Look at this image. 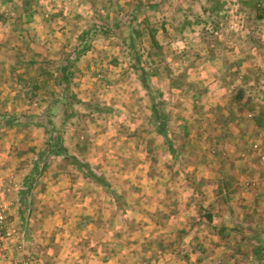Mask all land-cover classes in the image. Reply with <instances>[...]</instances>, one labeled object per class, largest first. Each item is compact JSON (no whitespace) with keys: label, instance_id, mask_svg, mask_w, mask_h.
I'll use <instances>...</instances> for the list:
<instances>
[{"label":"rangeland","instance_id":"374dc122","mask_svg":"<svg viewBox=\"0 0 264 264\" xmlns=\"http://www.w3.org/2000/svg\"><path fill=\"white\" fill-rule=\"evenodd\" d=\"M253 8V0H0V169L23 186L19 215L32 248L60 264L111 256L126 264L116 253L129 251L130 237L136 264H264L252 254L264 241L256 207L264 199L228 193V151H237L228 135L241 136L228 123L231 105L210 102L214 83L193 69L198 60L212 75L228 72V55L215 52L227 48L230 28L245 31L246 56L253 47L264 55ZM250 123L242 134L252 138ZM51 135L63 137L67 155L46 154Z\"/></svg>","mask_w":264,"mask_h":264},{"label":"crops","instance_id":"0c3cea01","mask_svg":"<svg viewBox=\"0 0 264 264\" xmlns=\"http://www.w3.org/2000/svg\"><path fill=\"white\" fill-rule=\"evenodd\" d=\"M235 14L242 15L243 13L239 11ZM234 29L235 30H232L230 28L225 30L226 36L224 38L226 44L224 46L227 48H224V50L226 53L225 51L220 52L221 50L215 52V55L220 57H222V55L224 56L225 54L228 55V63H226V65H228V72L226 71L227 73H220L217 70L218 72L213 73L212 75L211 70L208 69V67L205 68L206 64L204 62L202 63V61L198 60L193 62V69L198 71L197 74L203 80L202 82L205 81L206 83H214L213 86H208L209 88L207 87V89H211L209 91V95L207 96H209L210 102H214V105H221L228 101L229 105L235 107L236 104L232 101V92L236 86L241 85L254 91L258 88H264V77H261L260 75V73L263 74L264 72V55H260L257 48L253 47L249 51V56H246L243 53V46L246 44L245 39H247L246 33L243 31L242 27ZM253 29H256L257 33H261V40L259 43H261L260 45L264 46V20L256 22V26L253 27ZM226 39H228V42H226ZM237 54L238 56H236ZM212 57H214V55H212ZM217 59H215V61L218 62ZM189 62L190 61L184 62L185 67L189 65ZM223 67H226L225 62L223 63ZM225 87L228 88V94L226 96L222 93V90H224ZM251 107V109L248 108L246 110V113L250 116H253V118H258L262 123V127L254 125L256 129L253 132V137L250 138L249 134L247 137L245 134L250 132L248 131L250 129H247L243 123L240 124L238 121H232V131L236 130V132L240 133L241 136L236 137V134L228 135V146L237 147V151L235 153H230V150L228 149V193L230 195L240 197V195L244 194L246 191H254V194L252 195L260 196L264 199V106L255 104ZM229 126H231V123ZM242 132H245V135H243ZM234 141H236L239 145L236 146ZM255 142H258L261 145V150L258 152L253 149V144ZM245 145L248 146V150L254 151V153H252L256 154L257 158L255 155H248ZM229 165L231 167H229ZM244 169L247 170L244 171ZM248 171L250 172L248 173ZM246 204L249 206V203ZM256 207L259 210L262 209L264 211V200L257 203ZM263 221L264 219L262 220V224L264 225ZM100 241H103L104 243L106 242L105 240ZM112 241L118 244L119 240L113 239ZM137 242L138 241L130 240L129 237V242H127L128 245L130 244L129 251H123L121 254L120 252H117V258L122 257V255H126L132 259L131 262H126V264H136L137 259L135 258V255H137V252L134 251V249L137 247ZM80 256H82V254H80ZM112 258L113 257L111 256L110 259H108L106 262H103L102 264H110ZM80 263L83 264V260Z\"/></svg>","mask_w":264,"mask_h":264},{"label":"trees","instance_id":"16d2710c","mask_svg":"<svg viewBox=\"0 0 264 264\" xmlns=\"http://www.w3.org/2000/svg\"><path fill=\"white\" fill-rule=\"evenodd\" d=\"M5 3H9L12 2L13 0H4ZM24 3H28V0H24ZM253 9H254V19L256 21H262L264 20V2L262 0H253ZM143 8L142 3H140L137 8L135 9L133 15H135L137 12H139L141 9ZM145 8V7H144ZM150 7H146V9H148ZM211 11L214 13H220L222 11V7L218 4L215 3L212 8ZM84 37H86L88 35V32H84ZM129 37L131 40V48L132 51L137 53V50L135 48V42H136V38L137 36L140 35V32L135 30L134 28L130 29L129 31ZM153 35V40L155 39V35ZM86 46H82L80 48V50L78 51L79 54H83L84 52H86ZM80 55H78L79 57ZM139 68L141 69V78H142V82L144 84V86L146 88H148V83H147V75L148 72L145 70V68L143 66H139ZM61 77L64 80H68V76H69V72L68 70H62L60 71ZM63 81V80H62ZM232 96L233 99L232 101L235 102V107H230L229 108V114H228V123L229 121H238L241 123H243V125L248 128V125L250 123V125H255L258 127H262V123L258 118H253V116H250L246 113V110L248 108H252L251 106H254L255 104L257 105H261L264 106V90L262 91H257V90H250L244 86H236L234 88V91L232 92ZM152 111L154 113V118L156 121V125H157V129L160 132L161 135H163L164 137H167V131H166V114L160 111V104L159 103H153L152 106ZM44 117H46L47 120H49V115L46 114L44 115ZM253 119V120H251ZM254 126V130L256 129V127ZM254 130L252 132H254ZM169 141V140H167ZM46 154L47 152L52 153L55 156H61V155H67L69 152L68 147L66 146L63 137L60 135L57 136H50V139L47 142L46 145V150H45ZM45 155V153H44ZM37 167V165H36ZM37 169V168H36ZM89 175H94L92 172L88 173ZM97 177V176H96ZM100 179V178H97ZM228 186H229V182H228ZM26 204V201L24 199V193L23 196L21 197V212L23 214L24 211V205ZM209 219L211 220V216L209 217ZM234 222V218L231 219ZM260 237L262 236L261 239H263L264 237V232L261 233V231L257 234V236ZM252 254L254 256L255 259L257 260H262L264 259V241L260 240L259 243L253 247L252 250Z\"/></svg>","mask_w":264,"mask_h":264},{"label":"built area","instance_id":"2783aa9c","mask_svg":"<svg viewBox=\"0 0 264 264\" xmlns=\"http://www.w3.org/2000/svg\"><path fill=\"white\" fill-rule=\"evenodd\" d=\"M253 149L258 152L261 145L255 142ZM22 188L18 177L0 169V264H60L55 258L47 259L43 250L32 248L26 240L19 215Z\"/></svg>","mask_w":264,"mask_h":264}]
</instances>
